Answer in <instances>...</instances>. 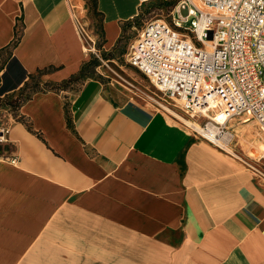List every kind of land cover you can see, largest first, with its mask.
I'll return each instance as SVG.
<instances>
[{"label": "crops", "instance_id": "crops-1", "mask_svg": "<svg viewBox=\"0 0 264 264\" xmlns=\"http://www.w3.org/2000/svg\"><path fill=\"white\" fill-rule=\"evenodd\" d=\"M149 1L96 0L105 51ZM72 17L68 0H0V79L9 77L11 59L24 77L52 67L41 83L75 76L86 53ZM27 80L13 81L14 90ZM159 113L135 101L114 104L95 78L75 91L33 94L19 110L32 132L7 111V143L23 155L26 173L0 168V182L31 187L8 194L30 218L33 197L55 203L59 234L41 236L40 245L63 246L66 235L73 253L24 252L33 222L2 221V213L18 210L12 202L0 206V264H264V185L233 165L210 162L183 121L168 112L180 122L167 125ZM18 226L25 234L11 236Z\"/></svg>", "mask_w": 264, "mask_h": 264}, {"label": "built area", "instance_id": "built-area-1", "mask_svg": "<svg viewBox=\"0 0 264 264\" xmlns=\"http://www.w3.org/2000/svg\"><path fill=\"white\" fill-rule=\"evenodd\" d=\"M170 19L143 25L127 64L187 116L194 138L244 163L264 185V156L249 164L234 150L238 124L254 122L264 139V0H179Z\"/></svg>", "mask_w": 264, "mask_h": 264}, {"label": "rangeland", "instance_id": "rangeland-1", "mask_svg": "<svg viewBox=\"0 0 264 264\" xmlns=\"http://www.w3.org/2000/svg\"><path fill=\"white\" fill-rule=\"evenodd\" d=\"M91 1L92 0H68V3L72 9V20L76 26V29L78 26L75 22L74 16L80 23L78 31L80 33L82 46H85L89 50V52L86 53V59L84 62V64H86L84 74L85 76H88L80 79L78 82H72L69 85V89L71 91H75L83 80L87 78H95L101 82L105 96L114 104L122 105L125 102L135 101L147 106L150 109H158L160 110L159 115H161L167 125L176 126L173 121H180L175 119L172 116L173 114L170 115L171 113L169 114L158 103L155 102L156 100L163 103L161 98H159L160 95L151 87L146 78L135 68L127 64L125 56L128 52L129 46L132 44L138 32L146 22L153 19H163L168 22L171 21L170 11L179 0H152L147 3H143L138 10V14L131 21L125 25H122V31L115 46L108 51H105L103 47L104 37L102 33L101 17L95 13L94 9H92ZM188 25L189 21L186 22L185 26ZM171 109L177 112L180 117L188 120L187 116L183 115L181 112L173 108ZM7 111L12 115L6 106H0V132L3 131V138H1L2 135L0 133V168L7 169V173H5V175H8V173L13 170L18 171L19 173H26V164L23 155L18 153L16 149L7 143V135L10 125L3 121ZM185 119L183 121L185 124L191 123H187ZM13 120L17 122L16 119L13 118ZM22 121L25 126H28L26 121ZM183 122L180 123L185 126ZM241 124L236 125L238 144L234 150L240 159H242L245 163L250 164L253 163L252 159H257L260 156H264V139H262L260 136L254 122ZM186 134L188 135L189 133L186 132ZM190 140L205 148V154L203 153V155L208 156L210 162L215 163L216 165H233L237 172L243 175L246 174L250 178V172L247 171L245 164L241 161L228 157L225 153L216 150L201 139L192 138ZM37 177L40 178L39 176ZM33 186L34 184H32V187ZM67 187L68 186L66 185L64 188L65 191L71 192ZM30 189L31 187L28 185L22 187L16 186L15 189H12L10 186V180L4 177V179L0 182V206H3L2 211L5 206L11 205L12 202L16 204V200L12 201L11 197L8 195L9 193H12V196L15 197L16 194H26ZM33 200L35 207L31 213L32 218H30V214L29 216L26 215L25 208L23 206H20L19 204L17 206L16 204L18 210L16 211L15 215L12 214L9 216L8 214L4 216V213H2V221H13L15 217L16 219L14 221L17 222L20 220H26L30 223L32 220L33 241L30 245H22L23 247H27L24 252L33 251L34 253L43 252L44 254H54L59 251V253H64L63 256L65 258H68L69 254H72L73 251L70 248L72 246H68L70 245L68 244L70 240L66 235L62 236L64 237L63 239H65L66 243L63 246L50 241L40 245L41 236L45 235L56 239L55 237H57L59 234L56 231V225H54V222L56 219H58L55 203H52L51 201L46 202L45 199L36 197H33ZM71 200L72 198L70 200L65 198L64 203H71L69 202ZM14 232H17L18 235L20 233L21 235L25 234L24 230L20 229L19 226L17 229L11 231V236L14 235ZM61 241L64 240L61 239ZM82 245L84 244H81V246ZM84 254L85 253L82 252V256H84ZM27 263L45 264V262H40L38 260L28 261ZM52 263L55 264L56 262ZM75 263L83 264V262L79 263V260H77ZM95 263L103 264L99 261L93 262V264ZM143 263L152 264V261L147 260ZM108 264H121V262L111 261L108 262Z\"/></svg>", "mask_w": 264, "mask_h": 264}, {"label": "trees", "instance_id": "trees-1", "mask_svg": "<svg viewBox=\"0 0 264 264\" xmlns=\"http://www.w3.org/2000/svg\"><path fill=\"white\" fill-rule=\"evenodd\" d=\"M92 9H94L95 13L100 16L99 13L96 12V0L91 1ZM102 20V19H101ZM102 25V24H101ZM20 29L16 31L14 41L12 42V46H15L19 40L20 36ZM2 55V52L0 50V56ZM85 65L83 64L80 71L70 79L63 81L60 84H52V83H41L40 82V76L53 71L52 67L45 68L44 70H38L35 74L22 75V69L18 65V63L11 59V63L7 66V72L9 74V77H7V73L3 74L2 78L0 79L2 84L0 85V106H6L9 109V112L12 113V116L14 119L17 120V122H22V120L26 121L22 116L19 114V110L21 106L28 100L31 99L33 94L36 93H44V92H59L61 90L69 89V85L72 82H78L80 79L85 78ZM5 66V62L2 60L0 64V71ZM23 78H27L28 80L24 82L23 86H21L17 91L14 90L15 86L13 85V81L20 82ZM84 81V80H83ZM82 81V82H83ZM8 91H12L11 93H7ZM67 105V104H66ZM66 117L67 116V110L65 109ZM67 123L69 125V118L67 120ZM27 130L29 132H32L30 126H26ZM38 135V134H37ZM39 137V135H38Z\"/></svg>", "mask_w": 264, "mask_h": 264}, {"label": "bare ground", "instance_id": "bare-ground-1", "mask_svg": "<svg viewBox=\"0 0 264 264\" xmlns=\"http://www.w3.org/2000/svg\"><path fill=\"white\" fill-rule=\"evenodd\" d=\"M83 50L85 53L89 52V50L83 46ZM156 103H158L165 111L170 112L171 114H173L174 116H176L177 118H179L181 121H184L185 118L180 117L177 112L173 111L169 106H166L165 104H163L161 101H156ZM186 120V119H185ZM187 123H189V120H186ZM185 124V123H184ZM185 125H189V124H185ZM262 149V148H261ZM229 152H231V150H228ZM257 151V150H256Z\"/></svg>", "mask_w": 264, "mask_h": 264}, {"label": "water", "instance_id": "water-1", "mask_svg": "<svg viewBox=\"0 0 264 264\" xmlns=\"http://www.w3.org/2000/svg\"><path fill=\"white\" fill-rule=\"evenodd\" d=\"M180 15L182 17H186L187 16V9H180Z\"/></svg>", "mask_w": 264, "mask_h": 264}]
</instances>
